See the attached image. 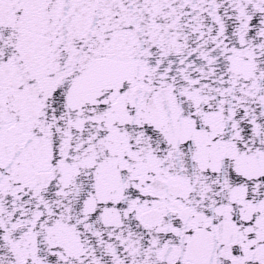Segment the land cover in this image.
<instances>
[{
  "label": "snow or ice",
  "instance_id": "snow-or-ice-1",
  "mask_svg": "<svg viewBox=\"0 0 264 264\" xmlns=\"http://www.w3.org/2000/svg\"><path fill=\"white\" fill-rule=\"evenodd\" d=\"M0 264H264V0H0Z\"/></svg>",
  "mask_w": 264,
  "mask_h": 264
}]
</instances>
